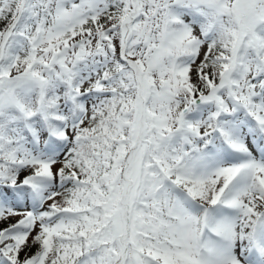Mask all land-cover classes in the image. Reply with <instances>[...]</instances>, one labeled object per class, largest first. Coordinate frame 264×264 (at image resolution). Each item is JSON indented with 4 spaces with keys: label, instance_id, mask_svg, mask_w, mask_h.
<instances>
[{
    "label": "snow or ice",
    "instance_id": "1",
    "mask_svg": "<svg viewBox=\"0 0 264 264\" xmlns=\"http://www.w3.org/2000/svg\"><path fill=\"white\" fill-rule=\"evenodd\" d=\"M0 264H264V0H0Z\"/></svg>",
    "mask_w": 264,
    "mask_h": 264
}]
</instances>
